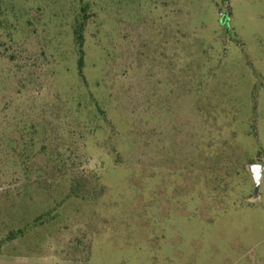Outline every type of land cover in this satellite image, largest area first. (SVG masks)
<instances>
[{
	"label": "rangeland",
	"instance_id": "obj_1",
	"mask_svg": "<svg viewBox=\"0 0 264 264\" xmlns=\"http://www.w3.org/2000/svg\"><path fill=\"white\" fill-rule=\"evenodd\" d=\"M0 264H264V0H0Z\"/></svg>",
	"mask_w": 264,
	"mask_h": 264
},
{
	"label": "water",
	"instance_id": "obj_2",
	"mask_svg": "<svg viewBox=\"0 0 264 264\" xmlns=\"http://www.w3.org/2000/svg\"><path fill=\"white\" fill-rule=\"evenodd\" d=\"M251 169L255 174L256 190H259V187L261 185V166L251 165Z\"/></svg>",
	"mask_w": 264,
	"mask_h": 264
},
{
	"label": "trees",
	"instance_id": "obj_3",
	"mask_svg": "<svg viewBox=\"0 0 264 264\" xmlns=\"http://www.w3.org/2000/svg\"><path fill=\"white\" fill-rule=\"evenodd\" d=\"M222 4H228L231 0H220ZM77 33V39H78V44L79 46L81 47L82 45V34L80 32V29L76 31ZM82 52V49L80 50ZM82 62H83V58L81 57L80 59V66L82 65Z\"/></svg>",
	"mask_w": 264,
	"mask_h": 264
}]
</instances>
